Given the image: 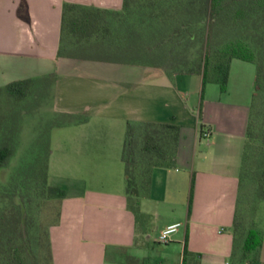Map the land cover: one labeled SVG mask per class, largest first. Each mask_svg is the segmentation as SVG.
<instances>
[{
  "label": "crops",
  "instance_id": "0c3cea01",
  "mask_svg": "<svg viewBox=\"0 0 264 264\" xmlns=\"http://www.w3.org/2000/svg\"><path fill=\"white\" fill-rule=\"evenodd\" d=\"M66 3L121 10L124 0H0V88L56 74L41 113L88 117L51 132L49 183L66 193L50 228L54 264H233L256 64L233 60L222 92L202 75L59 58ZM139 123L178 129L175 165L153 170L136 216L122 155L128 125ZM248 264H264V240Z\"/></svg>",
  "mask_w": 264,
  "mask_h": 264
},
{
  "label": "trees",
  "instance_id": "16d2710c",
  "mask_svg": "<svg viewBox=\"0 0 264 264\" xmlns=\"http://www.w3.org/2000/svg\"><path fill=\"white\" fill-rule=\"evenodd\" d=\"M58 57L162 69L169 76L202 75L204 85L216 83L222 92L227 91L233 60L256 64L231 256L233 264L256 261L264 227L247 218V204L249 196L256 205L264 204V0H124L121 10L66 3ZM56 81V74H50L0 88V172L18 154L25 116L51 104ZM87 119L55 113L36 130V141L8 183H0V264H54L50 228L60 221L66 193L49 183L51 132ZM177 129L155 123L128 125L122 159L129 208L136 216L153 170L175 165L177 138L171 132ZM42 199L59 200L57 219L43 233L44 245L35 218Z\"/></svg>",
  "mask_w": 264,
  "mask_h": 264
},
{
  "label": "rangeland",
  "instance_id": "374dc122",
  "mask_svg": "<svg viewBox=\"0 0 264 264\" xmlns=\"http://www.w3.org/2000/svg\"><path fill=\"white\" fill-rule=\"evenodd\" d=\"M218 88L216 85H213ZM47 106V105H46ZM40 112V113H39ZM48 117V116H47ZM45 114H42L41 111H38L36 115H27L23 121V130L20 137V145L18 149V154L11 160V164L8 168L0 172V183L6 184L10 179L11 173L22 161V157L28 153L31 145L37 139V129L39 127H45L49 117L47 118ZM51 119V118H50ZM248 193L250 191L248 189ZM47 198V194L45 195ZM59 209V200H48L44 201L43 199L39 201L35 208V218L38 221V224H41L42 234L44 231L52 225L57 219V213ZM248 215L247 218L253 219L256 222H261L262 227H264V204L256 205L254 199L249 196L247 204ZM256 214V215H255ZM255 215V216H254ZM42 245L45 243L44 234L42 235ZM43 250H40V257H42ZM41 264H44L43 262Z\"/></svg>",
  "mask_w": 264,
  "mask_h": 264
},
{
  "label": "built area",
  "instance_id": "2783aa9c",
  "mask_svg": "<svg viewBox=\"0 0 264 264\" xmlns=\"http://www.w3.org/2000/svg\"><path fill=\"white\" fill-rule=\"evenodd\" d=\"M208 136V135H207ZM181 226V224H174V225H171V226H168L160 235L159 237V241L161 243H164V244H167L170 239H171V236L176 233L179 229V227Z\"/></svg>",
  "mask_w": 264,
  "mask_h": 264
},
{
  "label": "water",
  "instance_id": "95a60500",
  "mask_svg": "<svg viewBox=\"0 0 264 264\" xmlns=\"http://www.w3.org/2000/svg\"><path fill=\"white\" fill-rule=\"evenodd\" d=\"M26 217H25V213H24V224H25V222H26V219H25Z\"/></svg>",
  "mask_w": 264,
  "mask_h": 264
}]
</instances>
